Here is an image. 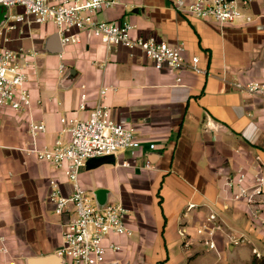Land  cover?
<instances>
[{
	"label": "crops",
	"instance_id": "0c3cea01",
	"mask_svg": "<svg viewBox=\"0 0 264 264\" xmlns=\"http://www.w3.org/2000/svg\"><path fill=\"white\" fill-rule=\"evenodd\" d=\"M115 1L96 18L131 24L133 38L154 36L182 46L185 58L197 57L205 73L184 70L177 83L175 72L155 69L139 50L108 51L87 33L80 43L62 46L52 23H23L7 34L11 48L36 55L27 72L30 111L0 108V236L10 252L0 255V264L29 258L63 264L58 250L72 214L55 213L49 182L64 196L72 194L73 183L66 163L57 168L28 150L27 124L29 118L45 124L39 147L59 137L66 141L60 118L87 119L100 103L138 143L78 175L94 200L102 191L101 200L127 210L129 234L106 239V246L119 250L108 249L105 264H251L253 250L264 256V225L253 223L250 212L259 207L264 220V205L248 206L227 181L238 170L248 180L264 170V98L232 88L234 81H264V0L245 10L251 22L234 25L188 19L169 0ZM53 36L59 53L48 51ZM104 87L109 90L100 99ZM82 93L87 98L81 110ZM212 212L222 230L197 233ZM209 240L215 249L207 248Z\"/></svg>",
	"mask_w": 264,
	"mask_h": 264
},
{
	"label": "built area",
	"instance_id": "2783aa9c",
	"mask_svg": "<svg viewBox=\"0 0 264 264\" xmlns=\"http://www.w3.org/2000/svg\"><path fill=\"white\" fill-rule=\"evenodd\" d=\"M253 0H169L170 7L188 19L211 20L220 25H234L252 21L245 10ZM116 4L115 0H0V10H7V17L0 27V108L14 112L28 113L31 109V95L26 86L28 70L35 59L34 51L15 50L7 44L6 35L19 29L23 23H52L59 35L62 46L81 42L83 33L98 39L108 51L117 49L139 50L161 70L167 68L177 74L176 82L181 81L184 70L196 74L205 71L198 66V58L187 60L182 46H172L154 36L132 37L133 26L127 23L98 20L96 16ZM64 67L61 65L60 70ZM232 88L250 96L264 98V81L250 80L246 83L234 81ZM109 89L99 91L103 99ZM86 94L80 95L79 109H85ZM62 134L51 145L39 147L37 138L46 131L41 121L28 120L27 133L31 138L28 150L38 161L47 162L60 168L64 163L66 177L73 183L70 196L61 194L54 180L49 182V202L55 213H71L72 217L63 224L62 244L58 250L63 264H105L107 250L117 251L114 243L105 245L110 235L129 234L124 218L127 210L122 203H105L98 207L93 197L79 185L78 175L90 159L114 156L118 151L133 149L138 143L133 132L123 122L113 121L110 111L101 103L94 107L87 119L62 117ZM126 165L124 162L123 165ZM227 185L237 190V198L248 206L264 205V170L259 168L256 175L248 180L245 173L238 170L228 177ZM72 207V208H71ZM191 208V206H189ZM259 207L250 212L253 223L263 226L264 220ZM222 230L217 214L208 215L206 223L197 233ZM185 236V229L180 230ZM234 242H237L235 240ZM208 249L215 244L205 242ZM260 257L256 250H253ZM0 255H10L6 239L0 236ZM15 264V262H11Z\"/></svg>",
	"mask_w": 264,
	"mask_h": 264
},
{
	"label": "water",
	"instance_id": "95a60500",
	"mask_svg": "<svg viewBox=\"0 0 264 264\" xmlns=\"http://www.w3.org/2000/svg\"><path fill=\"white\" fill-rule=\"evenodd\" d=\"M7 17V10L1 12L0 10V27L4 24L5 20ZM56 36L51 37L48 40L47 46H48V51L52 52V53H59L60 52V46L56 45ZM111 157V156H110ZM107 157H103V158H95V159H90L87 163H86V167L90 168L93 167L95 164H99V163H103V161L106 159ZM102 191H98L95 194V202L97 204L98 207H101L103 205H105L106 201L101 200L100 196H101ZM39 259L36 258H29L27 259L25 264H36L38 263ZM60 263V261H59Z\"/></svg>",
	"mask_w": 264,
	"mask_h": 264
},
{
	"label": "trees",
	"instance_id": "16d2710c",
	"mask_svg": "<svg viewBox=\"0 0 264 264\" xmlns=\"http://www.w3.org/2000/svg\"><path fill=\"white\" fill-rule=\"evenodd\" d=\"M251 264H264V256L257 257L256 255L253 256Z\"/></svg>",
	"mask_w": 264,
	"mask_h": 264
},
{
	"label": "rangeland",
	"instance_id": "374dc122",
	"mask_svg": "<svg viewBox=\"0 0 264 264\" xmlns=\"http://www.w3.org/2000/svg\"><path fill=\"white\" fill-rule=\"evenodd\" d=\"M88 195H89V193H88ZM242 250H243V251H241L240 254L243 255V256H245V254H246V249L244 250V248H242ZM235 256H236V254H235Z\"/></svg>",
	"mask_w": 264,
	"mask_h": 264
}]
</instances>
